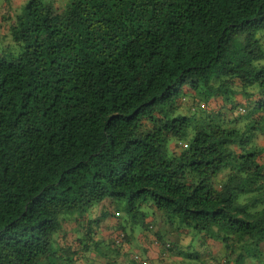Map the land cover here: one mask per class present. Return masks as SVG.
Returning a JSON list of instances; mask_svg holds the SVG:
<instances>
[{
	"label": "trees",
	"instance_id": "obj_1",
	"mask_svg": "<svg viewBox=\"0 0 264 264\" xmlns=\"http://www.w3.org/2000/svg\"><path fill=\"white\" fill-rule=\"evenodd\" d=\"M6 1L0 264H264V0Z\"/></svg>",
	"mask_w": 264,
	"mask_h": 264
},
{
	"label": "crops",
	"instance_id": "obj_2",
	"mask_svg": "<svg viewBox=\"0 0 264 264\" xmlns=\"http://www.w3.org/2000/svg\"><path fill=\"white\" fill-rule=\"evenodd\" d=\"M21 1L22 0H10V2H12L14 7H17ZM6 4H7L6 0H0V9L3 8Z\"/></svg>",
	"mask_w": 264,
	"mask_h": 264
},
{
	"label": "rangeland",
	"instance_id": "obj_3",
	"mask_svg": "<svg viewBox=\"0 0 264 264\" xmlns=\"http://www.w3.org/2000/svg\"><path fill=\"white\" fill-rule=\"evenodd\" d=\"M15 3V2H14ZM104 224H102V227H103ZM104 231V230H103ZM105 232V231H104Z\"/></svg>",
	"mask_w": 264,
	"mask_h": 264
}]
</instances>
